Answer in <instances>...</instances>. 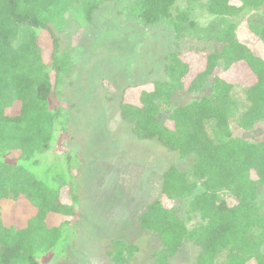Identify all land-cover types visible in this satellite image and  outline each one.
Masks as SVG:
<instances>
[{
    "label": "trees",
    "instance_id": "trees-1",
    "mask_svg": "<svg viewBox=\"0 0 264 264\" xmlns=\"http://www.w3.org/2000/svg\"><path fill=\"white\" fill-rule=\"evenodd\" d=\"M115 1L0 0V264H66L76 242V211L61 203V172L49 171H65L71 157L65 166L43 157L72 141L61 100L74 62L60 38L72 21L93 30L94 12ZM177 1L122 0L118 8L145 27L169 20L178 41L196 47L170 53L165 80L129 86L120 100V118L137 139L192 157L186 169L164 171L161 197L138 227L160 244L151 264H169L186 243L198 248L194 264H264V0H187L183 10ZM196 9L212 18L207 28L195 23ZM206 87L207 97L184 101ZM232 119L257 138L234 137ZM211 121L218 139L207 132ZM135 252L114 241L108 256L125 264Z\"/></svg>",
    "mask_w": 264,
    "mask_h": 264
},
{
    "label": "rangeland",
    "instance_id": "rangeland-1",
    "mask_svg": "<svg viewBox=\"0 0 264 264\" xmlns=\"http://www.w3.org/2000/svg\"><path fill=\"white\" fill-rule=\"evenodd\" d=\"M121 1L94 12L93 30L79 20L72 21L60 38L61 49H68L74 62L61 100L69 116L72 141L60 150L53 144L43 157L44 162L49 156L52 164L60 161L64 166L66 158L71 157L65 171L56 164L49 169L61 172V187L66 189L61 203L72 205L76 211V242L69 247L66 264H114L108 256L114 241L136 248L125 264H151L160 244L155 236L138 227V217L148 204L161 197L164 171L171 166L186 169L192 162V157L181 159L155 140L137 139L130 123L120 118L119 104L127 87L165 80V58L174 51L196 50L195 44L186 38L179 42L169 20L160 26L145 27L118 14ZM176 6L183 10L187 0H178ZM193 14L199 29L208 27L212 18L206 12L196 9ZM212 47L208 44L206 48ZM210 91L211 87H206L186 95L184 101L200 100ZM230 127L234 137L250 141L257 138L258 132L239 130L235 119ZM206 129L218 139L212 121ZM29 168L37 175L47 172L43 166ZM69 191L76 192L78 204L71 203ZM258 197L264 201V187L259 189ZM195 224L197 220L187 226ZM197 253L196 246L186 243L169 264H194Z\"/></svg>",
    "mask_w": 264,
    "mask_h": 264
}]
</instances>
